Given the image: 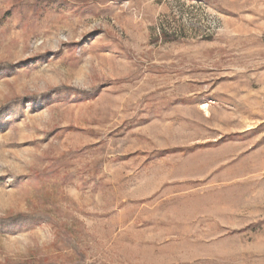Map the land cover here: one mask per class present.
<instances>
[{"label": "rangeland", "instance_id": "374dc122", "mask_svg": "<svg viewBox=\"0 0 264 264\" xmlns=\"http://www.w3.org/2000/svg\"><path fill=\"white\" fill-rule=\"evenodd\" d=\"M0 264H264V0H0Z\"/></svg>", "mask_w": 264, "mask_h": 264}]
</instances>
